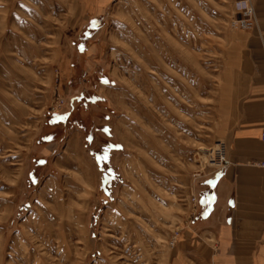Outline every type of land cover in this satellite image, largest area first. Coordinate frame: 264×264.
<instances>
[{"label": "rangeland", "instance_id": "rangeland-1", "mask_svg": "<svg viewBox=\"0 0 264 264\" xmlns=\"http://www.w3.org/2000/svg\"><path fill=\"white\" fill-rule=\"evenodd\" d=\"M237 1L0 0V264H176Z\"/></svg>", "mask_w": 264, "mask_h": 264}, {"label": "crops", "instance_id": "crops-1", "mask_svg": "<svg viewBox=\"0 0 264 264\" xmlns=\"http://www.w3.org/2000/svg\"><path fill=\"white\" fill-rule=\"evenodd\" d=\"M249 1L256 25L233 40L226 164L195 187V207L189 196L171 257L176 264H264V0Z\"/></svg>", "mask_w": 264, "mask_h": 264}, {"label": "built area", "instance_id": "built-area-1", "mask_svg": "<svg viewBox=\"0 0 264 264\" xmlns=\"http://www.w3.org/2000/svg\"><path fill=\"white\" fill-rule=\"evenodd\" d=\"M238 17L233 21V27L240 30L252 29L256 25V15L249 0H239L235 3ZM260 140L264 142V125L260 132ZM210 167L212 171H219L226 164V147L224 142L219 141L209 153ZM264 166V163L261 164ZM190 202L195 207L198 204L196 195H190ZM178 231L176 232V235ZM175 239V238H174ZM174 241L171 246L174 245Z\"/></svg>", "mask_w": 264, "mask_h": 264}, {"label": "bare ground", "instance_id": "bare-ground-1", "mask_svg": "<svg viewBox=\"0 0 264 264\" xmlns=\"http://www.w3.org/2000/svg\"><path fill=\"white\" fill-rule=\"evenodd\" d=\"M255 11V10H254Z\"/></svg>", "mask_w": 264, "mask_h": 264}]
</instances>
